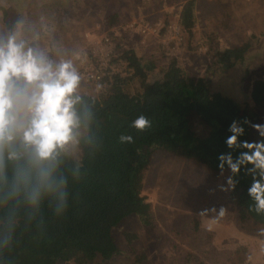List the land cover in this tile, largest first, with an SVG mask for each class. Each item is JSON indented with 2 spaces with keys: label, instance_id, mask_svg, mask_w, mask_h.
I'll return each mask as SVG.
<instances>
[{
  "label": "trees",
  "instance_id": "trees-1",
  "mask_svg": "<svg viewBox=\"0 0 264 264\" xmlns=\"http://www.w3.org/2000/svg\"><path fill=\"white\" fill-rule=\"evenodd\" d=\"M180 7L179 22L189 47L192 29L199 23L198 1L185 0ZM117 16L116 11L106 15L107 30L118 24ZM209 46L210 65L205 75H190L177 61L169 60L165 77L150 82L147 73L155 69L153 60L141 58L134 50L122 51L135 68V75L125 80L114 79L99 98L103 151L88 161L84 177L70 186L75 198L70 199L63 218H48L45 230L39 234L21 227L17 244L8 254L14 264H116L123 259L127 264H145L148 258L143 252H134L132 258L125 255L115 241L114 232L121 230L127 243L136 239L135 234L122 229L123 220L131 215L137 216L142 225L154 227L152 207L143 194L145 173L153 158L170 155L200 164L214 177L229 175L226 170L221 176L218 168V155L230 151L224 143L230 135L228 126L243 118L254 123V118L243 114L231 98L212 92L210 76L217 69L235 66L250 44L224 49L213 47L212 43ZM131 83H138L141 91L137 94L127 91ZM250 98L254 105L264 108L263 78L253 81ZM141 112L152 120V127L137 132L128 125ZM196 120L207 128L205 132L195 131ZM252 130L245 125L241 139L252 141ZM123 132H131L134 143H119L118 136ZM237 180L228 198L239 223L250 232L264 227V216L248 210L247 187L251 178L241 172ZM193 222L194 232H199L201 223L197 219ZM239 248L225 264H243L248 253L246 247Z\"/></svg>",
  "mask_w": 264,
  "mask_h": 264
},
{
  "label": "clouds",
  "instance_id": "clouds-1",
  "mask_svg": "<svg viewBox=\"0 0 264 264\" xmlns=\"http://www.w3.org/2000/svg\"><path fill=\"white\" fill-rule=\"evenodd\" d=\"M13 7L0 0V264H14L8 254L22 226L39 234L48 218L66 215L75 198L70 186L104 148L99 85L86 87L85 55L59 38L53 13L13 15ZM245 125L256 131V140L241 139ZM128 127L143 132L152 120L141 112ZM227 131L230 151L218 155V168L229 175L220 187L235 190L243 172L251 178L248 210L264 216V123L233 120ZM134 140L131 132L118 136L121 144ZM225 211L220 207L216 218ZM257 233L264 237V227Z\"/></svg>",
  "mask_w": 264,
  "mask_h": 264
},
{
  "label": "rangeland",
  "instance_id": "rangeland-1",
  "mask_svg": "<svg viewBox=\"0 0 264 264\" xmlns=\"http://www.w3.org/2000/svg\"><path fill=\"white\" fill-rule=\"evenodd\" d=\"M184 1L11 0L13 15L37 10L53 13L59 38L68 47L80 50L86 44L83 36L86 31L99 28L108 31L106 15L109 12H118V23L129 18H135L139 23L154 20L167 22L178 14ZM197 1L199 23L193 31L188 53L179 64L186 68L188 74L203 76L210 62L209 55L193 52V45L200 38H206L213 47L220 49L248 42L249 48L235 66L212 72L210 90L231 98L243 114L254 118V123H264V108L254 105L250 98L253 81L264 79V0ZM134 32H138V28L123 33V37L115 35L116 43L121 50H134L141 58L153 60L155 69L147 73L148 82L164 78L169 59L163 56L156 38H148L141 44ZM86 87L93 90L97 86ZM126 90L137 94L141 87L138 83H131ZM105 93L106 90L99 89V98ZM194 127L199 133L207 129L198 120ZM250 137L253 140L258 138L254 129ZM224 183V177H214L200 164L159 154L153 158L145 173L143 188L146 201L152 207L155 225L152 228L144 226L137 216L131 215L123 220L121 228L135 234L136 239L127 243L118 229L114 232L116 243L131 258L134 252L146 254L148 259L145 264H225L229 257L233 258L238 253L240 246L246 247L248 253L243 264H264V252L261 251L264 237L257 233L260 226L251 232L243 229L228 198L230 191L220 187ZM220 207L226 211L224 217L217 219ZM205 210L208 212L202 214L201 211ZM193 219L201 223L199 232L193 230ZM209 225L211 231L208 230ZM124 263L127 264L123 259L116 264Z\"/></svg>",
  "mask_w": 264,
  "mask_h": 264
},
{
  "label": "built area",
  "instance_id": "built-area-1",
  "mask_svg": "<svg viewBox=\"0 0 264 264\" xmlns=\"http://www.w3.org/2000/svg\"><path fill=\"white\" fill-rule=\"evenodd\" d=\"M135 28H138L141 44L148 38H156L163 56L169 60L180 63L188 53V43L178 14L167 22L154 20L139 23L137 19L129 18L108 31L88 30L83 34L86 44L81 50L86 57L84 73L87 85H99L100 90H107L114 79L125 80L135 75V68L123 56L124 50H121L115 41L116 33H129ZM209 51V42L206 38H200L193 45V52L198 55H208Z\"/></svg>",
  "mask_w": 264,
  "mask_h": 264
},
{
  "label": "crops",
  "instance_id": "crops-1",
  "mask_svg": "<svg viewBox=\"0 0 264 264\" xmlns=\"http://www.w3.org/2000/svg\"><path fill=\"white\" fill-rule=\"evenodd\" d=\"M181 5H182V2H181ZM64 6V5H63ZM57 8V7H56ZM199 9H200V7H199V5H198V8H197V15H198V13H200V11H199ZM136 13V15H138V16H140L141 15V13H139V12H135ZM137 16V17H138ZM141 16H143V15H141ZM144 17V16H143ZM139 18V17H138ZM68 21H70V20H68ZM71 22V21H70ZM95 28H97V27H95ZM100 29V28H99ZM117 34L118 35H120V36H124L122 33H116V36H117ZM133 34H135V36L136 37H138V32H134ZM139 38V37H138ZM137 39V38H136ZM138 41V40H137Z\"/></svg>",
  "mask_w": 264,
  "mask_h": 264
}]
</instances>
